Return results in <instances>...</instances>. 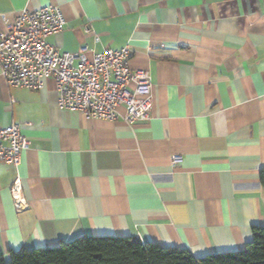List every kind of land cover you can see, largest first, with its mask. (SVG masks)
Wrapping results in <instances>:
<instances>
[{
    "label": "crops",
    "instance_id": "crops-1",
    "mask_svg": "<svg viewBox=\"0 0 264 264\" xmlns=\"http://www.w3.org/2000/svg\"><path fill=\"white\" fill-rule=\"evenodd\" d=\"M48 5L66 22L51 45L128 47L129 67L150 74L153 107L132 125L90 119L58 108L51 77L30 91L0 76V130L18 124L30 142L18 169L0 163V255L80 236L194 258L243 250L264 227V0H0V31Z\"/></svg>",
    "mask_w": 264,
    "mask_h": 264
},
{
    "label": "built area",
    "instance_id": "built-area-1",
    "mask_svg": "<svg viewBox=\"0 0 264 264\" xmlns=\"http://www.w3.org/2000/svg\"><path fill=\"white\" fill-rule=\"evenodd\" d=\"M65 19L57 5L22 11L0 31V76L8 88L37 91L44 80L56 84L60 110L79 112L90 119L121 120L127 125L148 121L153 107V86L148 71L132 70L128 47L105 48L99 53L81 47L74 53L61 52L47 39L62 32ZM85 26L84 32L90 33ZM124 109V114L118 108ZM30 142L20 125L12 123L0 130V163L18 169ZM182 159L172 156L171 166ZM16 212L28 208L21 179L9 187Z\"/></svg>",
    "mask_w": 264,
    "mask_h": 264
},
{
    "label": "trees",
    "instance_id": "trees-1",
    "mask_svg": "<svg viewBox=\"0 0 264 264\" xmlns=\"http://www.w3.org/2000/svg\"><path fill=\"white\" fill-rule=\"evenodd\" d=\"M259 179L264 188V169ZM252 235L243 250L202 258L132 237L80 236L52 248L10 251L8 259L0 255V264H264V227H253Z\"/></svg>",
    "mask_w": 264,
    "mask_h": 264
}]
</instances>
